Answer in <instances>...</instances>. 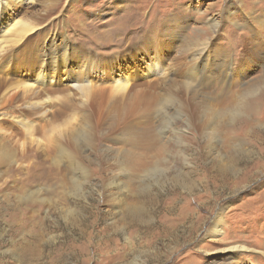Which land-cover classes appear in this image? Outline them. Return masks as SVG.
Wrapping results in <instances>:
<instances>
[{"label":"rangeland","instance_id":"rangeland-1","mask_svg":"<svg viewBox=\"0 0 264 264\" xmlns=\"http://www.w3.org/2000/svg\"><path fill=\"white\" fill-rule=\"evenodd\" d=\"M50 1L34 0L15 16L35 20L45 13V2ZM52 2L53 11L48 12L42 30L56 32L78 51L85 49L89 58H101L99 53L103 54L110 72L116 63V74L122 70L133 75L129 86L131 103L126 106H135L133 129L138 143H120L125 121L115 122L116 109L121 106L114 97L125 92H115L110 86L98 89L85 109L79 104L70 107L69 104L79 102L73 98L46 104L50 112L44 118H32L39 143L30 145L23 161L17 160L18 156L14 157L7 143L1 141L0 264H25L21 259L30 245H37L38 255L31 264H264V95L257 93V112L245 113L240 123L225 116L198 129L186 114L184 120L178 118L171 125L174 133L159 132L160 118L153 116L157 106L145 107V100L154 93L159 103L160 93L167 88L159 87L163 81L155 86V77L151 79L146 73L152 61L148 57L156 56L150 50L152 39H157L159 46L169 35L177 38L173 48L169 45L166 49L170 59L180 53L188 60L197 48L209 43L217 52L231 56L232 61L246 51L264 47L263 43L258 47L252 43V39L264 42L263 38L249 34L250 28L264 19V0ZM217 21L213 33L210 23ZM36 41L28 42L26 57L38 56L42 40ZM133 42L134 58L126 60L123 53V59H119L122 61L112 57ZM67 52L71 62L74 53ZM129 61L134 62V67ZM24 62L21 59L16 63ZM123 62L126 65H120ZM8 67H12L11 61ZM6 72L0 73L6 83L19 80L26 73L23 69ZM102 75L107 77L105 71ZM249 75L264 76V58L251 67ZM59 77L64 79L61 72ZM233 81L228 87L224 85L222 93L238 87L239 83ZM206 83L207 79H203L202 90H207ZM65 85L62 80L52 86L62 90ZM222 87L210 86L207 91ZM61 93L58 95L65 92ZM230 93L224 94L228 101ZM138 97L144 100L137 106L134 102ZM53 110L57 113L53 114ZM83 117L90 126L86 144L65 145L64 155L45 159L46 148L53 144L46 137L57 144L65 142L69 128ZM6 120L5 125L11 124ZM253 121V128L249 129ZM143 129L150 131L145 137ZM252 133L256 136L252 137ZM109 146L117 152L133 146L135 153L145 155V164H151L149 168L153 170L146 172L147 165L140 170L139 163L134 162V171H128L125 161L107 160L103 150H110ZM156 151L163 153L160 158L154 157ZM143 189L145 192L141 193ZM133 202L134 208L144 214L142 223L130 228L122 220ZM216 220L221 229L217 234L210 232ZM233 246L245 250L237 253L228 249Z\"/></svg>","mask_w":264,"mask_h":264},{"label":"bare ground","instance_id":"bare-ground-1","mask_svg":"<svg viewBox=\"0 0 264 264\" xmlns=\"http://www.w3.org/2000/svg\"><path fill=\"white\" fill-rule=\"evenodd\" d=\"M52 1L48 3L45 2V7L48 11L46 12L45 10V13L39 18L37 17L36 19L38 21L35 22L36 19H18L15 16V13L17 11L19 12L20 8L34 3V0H0V73L6 72L5 70L9 72V70L23 69L26 71V73L22 75V78L8 83L4 82L0 77V142L3 141L7 143L8 149L11 150V152L13 151L12 153L15 155L14 157L18 156L17 160L21 161L23 157H26V152L30 149V145H33L34 142V145H38L39 143L37 136L35 135L36 124L33 123L32 118H44L48 112H50H47L46 104L51 103L52 101L57 103L61 100L73 98L79 102L69 104L70 107L74 108L75 106L73 104H79L83 109H85L93 101L96 93H98V89L110 86V88L117 90L115 92H125V94H119L118 97H114L115 100L118 101L119 106H121V108L116 109L117 115L114 118L115 122L125 121V124H123L124 130H122V136L120 137V143L124 145H133V143L137 144L138 141L136 138H138V135L134 133L133 129L135 106L131 108L130 106H126L128 105L127 103L130 102L129 100L132 96L129 93V86L132 84L130 83V77H133V75L127 72L125 73L122 70L120 72L118 70L116 74L114 72L118 69L115 66L116 63L113 65V72H110L107 70L103 54L99 53L101 58H96L97 60L89 58L90 54H88L87 51L84 53L85 49L82 48L81 51H78V49H74L68 45L67 39L62 37L59 38L56 32H52V30H42L44 27L42 24L45 21L48 12L54 8ZM210 24H213L212 29L213 33H215L219 24L218 21L211 22ZM46 26L48 25L46 24ZM256 26L257 28L254 29ZM35 33L36 35H34ZM249 34L251 37L253 36L257 39H264V19L259 20L255 26L251 27ZM39 39L42 40V43L39 46L38 56L31 54L30 58L26 57L24 55L25 52H29L30 50L27 46L28 42ZM176 39L177 38L174 35H169L167 39L161 40L159 46L156 43L157 39H152L150 41L151 45L149 44L151 46L150 50L155 52L156 56L152 55L148 57V59H152V61L148 63L150 67L147 66L148 69L146 70L148 72L146 71V73L151 76V79H154L155 77L157 81L154 83L155 86L159 85V83L163 81L159 87L163 88L165 85L167 87L162 93H160L161 98L159 103L157 102L158 98L155 93L151 96L149 95L150 97H148V100H145L146 108L149 107L148 109H154L155 105L157 106L153 116L160 118L159 120L157 119L159 123V132L162 134L167 131L174 133V129L171 128V125L176 121V119L179 118L178 120H180L183 117H187L186 114H188L189 117L187 118L189 120L195 121V126H197L198 129H204L216 123V120L221 117L227 116V118L231 119L230 121L240 120L238 121L240 123L244 120V117L241 116L245 113L251 115L254 112H257L258 103L256 99L258 98L259 100L260 98L257 96H259V94L264 95V76L260 75L252 78L249 74L251 72V67L258 65V63H260V61L264 58V47L257 49L253 48L254 51H246L243 55L240 54L241 56L237 59L233 58L232 61H229L231 56L228 54L225 55L223 52H217L216 49H213L212 46L207 43L197 48L195 53L191 54L188 60H185V54L182 55L180 53L175 54V59H170L167 55L166 49L169 45V47L173 48V44ZM252 43H254L257 47L261 46L262 43V46H264V42H259V40L252 39ZM155 45L158 47H155ZM131 47H133V49H131ZM67 51L74 53L71 58V62L66 57L68 53ZM128 52L130 54H128ZM122 53L127 56L126 60L134 58V42L131 43V46L128 49H125L124 51H121L120 54L112 57L117 60L123 59V56L121 55ZM148 53L149 51L147 54ZM223 56L227 57L224 58ZM21 59H23V61L25 59L26 62L21 65H17L16 62H19ZM10 61L12 67H8ZM164 62H166V64H164ZM127 63L132 64L134 67L133 61H129ZM120 65H126V63L123 62L120 63ZM235 65H237V69ZM73 66L74 68H72ZM68 67H70V69L67 71ZM70 70L74 71L77 75L69 72ZM102 71L107 73V77L102 75ZM138 71L143 74L141 70ZM59 72L63 74L64 79H60ZM66 72L68 73L66 74ZM99 72L101 73L99 74ZM157 77L159 78L157 79ZM182 77H184L183 80L181 79ZM203 79H207V83L205 84L207 86L209 85L206 87L207 90L210 86L214 87L223 85V87L219 88L215 92L202 90L200 86L203 85ZM62 80L66 82V85L62 88V90L53 88V84H59ZM232 81L238 82L239 85L237 88H230L232 91L228 89L227 92H225L227 94L231 92L228 101V98L225 97V93H222V91L228 87L229 84L231 85ZM150 84H152V82ZM224 85L227 86L225 87ZM69 89H73L76 94L71 93ZM60 92L65 93L58 95ZM257 93L259 94L257 95ZM51 94H54L55 96L50 97L49 95ZM35 97L39 98L35 99ZM110 98H112V96H110ZM143 100L144 99L138 97V100L136 99L134 103L138 106ZM12 103H14L17 108H20H14ZM57 111H60V108H58ZM57 111H54L53 114L57 113ZM138 114H140V112H138ZM213 116L214 118H212ZM6 119L11 121V124L5 125L8 123L5 122L7 121ZM184 119L185 118H183V120ZM253 125L254 121L252 124L249 123V129H252ZM87 127L90 126L86 124L85 118L83 117L82 120H80V123L73 124L69 128L70 133L64 140L65 142L57 144L56 142L50 140L47 136L46 140L51 141L53 144L46 148L47 150L44 152V154H46L45 159H52L54 156L64 155L66 153V149L64 148L65 145L70 146V144L74 142L83 145L86 144L89 138ZM146 132L150 133V131L143 129L142 133L144 137ZM251 136L255 137L256 135L254 136V133H252ZM110 147L111 146H109V148ZM132 147L133 146L129 148L122 147L123 149H121L120 152H117L118 150L114 151V148H110V150L106 148L103 150V153L104 156L107 157V160L111 158L113 160L116 159V161H125L124 163H126L125 165L128 168V171H134V162L139 163L138 169L144 170L143 168L146 165L148 166V162L145 164V155L142 154V152L135 153ZM40 150L44 151V149ZM162 154L163 153L156 151L154 157L160 158ZM150 165L151 164H149L147 167L148 169L146 170L148 173L153 170L149 168ZM70 166V168H72L73 163ZM135 166L137 167V163ZM129 174H131V172ZM83 175L84 174H82L81 177H84ZM110 183L116 184L115 181H110ZM143 190L141 193L145 192V190ZM135 206L133 202L123 215L122 221L123 225L126 227L134 228V225L141 224L143 221L141 218L143 216V211L135 209ZM218 224L219 220L213 221L212 230L210 231L211 233L214 232L217 234L221 232V229L218 228ZM36 248L37 245H30L26 247L21 259L23 263L31 264L33 260L38 257V255H35V252H37ZM228 249L237 253L245 250L242 246H233ZM236 254H234L235 258L237 257ZM133 261H135V259ZM234 264L238 263L235 262Z\"/></svg>","mask_w":264,"mask_h":264}]
</instances>
